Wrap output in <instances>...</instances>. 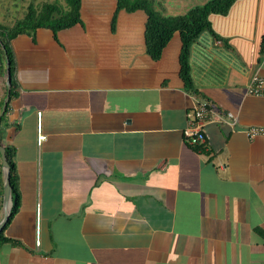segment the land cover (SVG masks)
I'll use <instances>...</instances> for the list:
<instances>
[{
	"label": "crops",
	"instance_id": "obj_1",
	"mask_svg": "<svg viewBox=\"0 0 264 264\" xmlns=\"http://www.w3.org/2000/svg\"><path fill=\"white\" fill-rule=\"evenodd\" d=\"M153 1L177 15L207 0ZM115 11L116 0H81V23L10 42L0 144L19 205L0 264H264V135L244 132L264 127V96L245 93L264 76V0L209 14L189 48L194 93L179 32L154 60L145 12L117 10L112 29ZM5 71L2 54L0 109ZM193 94L223 115L203 147L182 137ZM5 176L0 155V221Z\"/></svg>",
	"mask_w": 264,
	"mask_h": 264
},
{
	"label": "trees",
	"instance_id": "obj_2",
	"mask_svg": "<svg viewBox=\"0 0 264 264\" xmlns=\"http://www.w3.org/2000/svg\"><path fill=\"white\" fill-rule=\"evenodd\" d=\"M234 1L207 0L202 4L190 7L182 14L167 15L155 8L153 0H116V11L123 9L127 12L135 10L145 12V47L147 54L154 60L160 57L164 46L171 39L173 33L175 31L179 32L181 39L179 76L185 89L194 93L196 90L191 80L188 60L189 48L202 31H211L209 14H226ZM80 3L81 0H42L38 4L30 1L21 17L16 18L11 24L0 22V55H6L9 60L11 76L13 75L11 40L23 33L32 35L37 28L49 29L55 36L59 30L81 23ZM116 11L111 19L112 29L115 25ZM213 34L218 37L215 33ZM263 46L264 34L262 36L261 49H263ZM9 93L12 94V89H10ZM10 151L9 148H6L5 154L10 168L12 204L4 227L15 214L19 205V196L14 177V163ZM4 227L0 231V245L3 242L14 243L10 238L4 236Z\"/></svg>",
	"mask_w": 264,
	"mask_h": 264
},
{
	"label": "built area",
	"instance_id": "obj_3",
	"mask_svg": "<svg viewBox=\"0 0 264 264\" xmlns=\"http://www.w3.org/2000/svg\"><path fill=\"white\" fill-rule=\"evenodd\" d=\"M245 93L254 96H264V76L253 75L245 86ZM191 111L187 113L186 123L182 129V137L191 146L203 147L206 144L205 124L209 120H223V115L205 98L192 95ZM230 125L235 124L234 117L228 121ZM247 137L264 135V127L251 125L244 129ZM41 136H39L40 139ZM35 244H39L36 239Z\"/></svg>",
	"mask_w": 264,
	"mask_h": 264
},
{
	"label": "water",
	"instance_id": "obj_4",
	"mask_svg": "<svg viewBox=\"0 0 264 264\" xmlns=\"http://www.w3.org/2000/svg\"><path fill=\"white\" fill-rule=\"evenodd\" d=\"M5 84H6V95L2 104V107L0 109V117L2 115V113L5 111L6 109V104L7 101L9 99V89H10V82H11V74H10V62L7 59L6 55H5ZM0 155H1V163L2 166L5 167L6 169V176H5V182L3 185V207H4V213H3V218L0 221V231L3 229L4 224L6 223L8 217H9V211H8V206H9V202L11 199V185H10V168H9V164L7 161V157L5 154V149L4 147L0 144Z\"/></svg>",
	"mask_w": 264,
	"mask_h": 264
},
{
	"label": "rangeland",
	"instance_id": "obj_5",
	"mask_svg": "<svg viewBox=\"0 0 264 264\" xmlns=\"http://www.w3.org/2000/svg\"><path fill=\"white\" fill-rule=\"evenodd\" d=\"M30 1L38 4L42 0H0V22L11 24L23 15Z\"/></svg>",
	"mask_w": 264,
	"mask_h": 264
}]
</instances>
